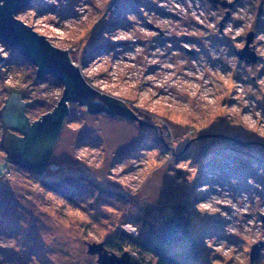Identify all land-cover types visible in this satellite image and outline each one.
Segmentation results:
<instances>
[{
	"label": "rangeland",
	"instance_id": "rangeland-1",
	"mask_svg": "<svg viewBox=\"0 0 264 264\" xmlns=\"http://www.w3.org/2000/svg\"><path fill=\"white\" fill-rule=\"evenodd\" d=\"M226 1L32 0L16 15L152 125L68 101L37 171L6 158L0 124V264H98L94 243L146 264L141 242L169 217L190 231L166 247L171 264H264V0ZM0 50V110L9 84L43 99L24 106L28 119L54 112L64 86ZM67 177L84 189L42 184Z\"/></svg>",
	"mask_w": 264,
	"mask_h": 264
},
{
	"label": "water",
	"instance_id": "water-1",
	"mask_svg": "<svg viewBox=\"0 0 264 264\" xmlns=\"http://www.w3.org/2000/svg\"><path fill=\"white\" fill-rule=\"evenodd\" d=\"M32 0H0V42L6 43L11 49L17 51L28 61L32 62L37 68L39 79L47 75H53L64 85V92L54 112L42 116L32 125H29L27 116L24 114V106L30 102L42 101L35 98L33 101L24 102L20 98L25 95V88H14L7 85L9 97L6 98L5 106L0 110V124L2 125L1 145L6 148L7 153H16L20 165L28 168L43 171L46 164L51 161L50 156L54 143L61 129L64 118L68 115L69 109L67 102L72 99L74 102L87 104L90 112H109L120 111L130 118H137L126 104L118 99L116 102L121 106H114L109 103L108 95L102 94L94 89L84 79L78 66L68 61H59L55 47L50 43L46 36L38 33L30 25L18 19L16 15L29 6ZM214 5L233 7L232 2L226 0H210ZM230 11L227 10L225 17L221 21L222 27L229 18ZM253 39V33L248 42ZM249 45V44H248ZM249 47L238 51L240 56L248 55ZM0 50V62L3 61ZM252 60L257 59L255 52H252ZM113 105V106H112ZM142 124L152 125L144 120L137 118ZM14 129L22 135H14L9 132ZM6 158H8L6 156ZM9 159V158H8ZM10 160V159H9ZM14 162L12 159L10 160ZM45 162V164H42ZM17 163V162H15ZM19 164V163H18ZM259 245L252 247V259L258 257ZM89 252L98 254V264H138L131 262L129 254L124 252L121 256L115 253L108 254V250L103 243L90 245Z\"/></svg>",
	"mask_w": 264,
	"mask_h": 264
},
{
	"label": "trees",
	"instance_id": "trees-1",
	"mask_svg": "<svg viewBox=\"0 0 264 264\" xmlns=\"http://www.w3.org/2000/svg\"><path fill=\"white\" fill-rule=\"evenodd\" d=\"M55 50L58 51L57 52V57L59 61H68L71 62V58H70V54L67 50L61 49V48H56ZM22 58V57H21ZM25 59L26 58H22ZM27 61V60H26ZM27 63H30L29 61ZM37 74V73H36ZM53 78H55L58 82L59 85L61 87V89L63 88V83L58 80L55 76H51ZM38 78V77H37ZM47 79V76H44L43 78L39 79L40 81H43ZM68 101H72L74 102L72 99H69ZM109 103H113L114 106H118L120 105V103L118 104L116 102V100L113 97H108L107 100ZM80 105H86L85 103H80L78 102ZM112 105V106H113ZM104 112V111H102ZM93 113V112H91ZM98 113V112H97ZM113 114H118L121 115L123 113H120V111H117ZM7 157L11 160H13L14 162H17L20 164V162L18 161V155L16 153H7ZM67 182L63 183V182H53V181H48L43 179L42 180V184L48 188L49 190H57V186L61 187V186H67V187H71L73 184L76 187V191L79 188H83L84 189V185H82V183H86V179H78L77 181H72L71 177H67L66 178ZM71 182H73L71 184ZM70 184V185H69ZM66 188V187H65ZM65 188H63V196L71 199L70 194H68L65 190ZM73 188V186H72ZM91 191V190H89ZM78 192H81V190H79ZM188 224L186 222L181 223L179 219H177V217H169L167 220L164 221V225L161 226V228H159L157 230V232L155 233V235L153 234V236L151 238H148L146 240H144L143 242H141V255H142V260H144L145 262H147L146 264H171L174 260L172 259V256H170L167 253V248H171V246H177L180 245L181 242H184L187 238H189V228L187 226ZM167 247V248H166ZM149 259V260H147ZM139 264H142V262H139Z\"/></svg>",
	"mask_w": 264,
	"mask_h": 264
},
{
	"label": "flooded vegetation",
	"instance_id": "flooded-vegetation-1",
	"mask_svg": "<svg viewBox=\"0 0 264 264\" xmlns=\"http://www.w3.org/2000/svg\"><path fill=\"white\" fill-rule=\"evenodd\" d=\"M150 28H154L155 30H159L160 32H161V35H163L164 34V32H163V30H161L159 27H155L152 23H149V25H148ZM119 106H121V107H123L122 105H119ZM124 108V107H123ZM26 109H27V107H26ZM25 114V113H24ZM44 116V115H43ZM29 117V116H28ZM27 117V118H28ZM42 118V117H41ZM40 118V119H41ZM28 121H29V125H32L36 120H32V119H28ZM42 164H45V162H43Z\"/></svg>",
	"mask_w": 264,
	"mask_h": 264
},
{
	"label": "crops",
	"instance_id": "crops-1",
	"mask_svg": "<svg viewBox=\"0 0 264 264\" xmlns=\"http://www.w3.org/2000/svg\"><path fill=\"white\" fill-rule=\"evenodd\" d=\"M6 149V148H5Z\"/></svg>",
	"mask_w": 264,
	"mask_h": 264
}]
</instances>
